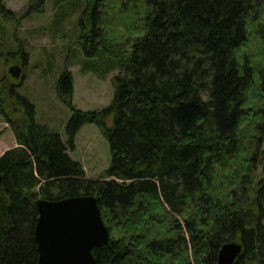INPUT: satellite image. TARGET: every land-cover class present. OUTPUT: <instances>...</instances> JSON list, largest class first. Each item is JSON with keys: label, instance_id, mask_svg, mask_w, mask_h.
<instances>
[{"label": "trees", "instance_id": "obj_1", "mask_svg": "<svg viewBox=\"0 0 264 264\" xmlns=\"http://www.w3.org/2000/svg\"><path fill=\"white\" fill-rule=\"evenodd\" d=\"M104 4H85L79 45L83 72L119 73L109 107L77 109L64 71L56 88L71 111L64 141L14 87L0 89V116L18 145L0 157V264H38L36 202L78 197L97 200L111 233L93 251L97 264H217L230 242L243 246L235 264H264V180L253 187L264 159V70L254 132L241 130L255 82L249 42L264 52V0H120L128 38L117 19V37L107 35ZM86 125L110 146L97 180L70 155Z\"/></svg>", "mask_w": 264, "mask_h": 264}, {"label": "rangeland", "instance_id": "obj_2", "mask_svg": "<svg viewBox=\"0 0 264 264\" xmlns=\"http://www.w3.org/2000/svg\"><path fill=\"white\" fill-rule=\"evenodd\" d=\"M104 1L106 4L103 7L101 25L109 37H117L113 28L117 24L111 21L118 20L117 6L120 0ZM87 2L88 0H0V89L6 85L14 87L19 96L35 106L36 122L60 134L64 140L68 137L66 129L71 111L57 94V81L63 72L71 73L74 82L73 105L84 112H100L112 104L115 94L113 82L119 74L114 72L101 77L82 71L87 61L82 46L79 45L82 35L80 24L81 21L84 25L87 24V17H83ZM121 20H118V28L119 31H124ZM120 35L128 38L130 33L124 31ZM257 41L253 38L249 42L254 59L252 64L249 61L248 64L255 82L246 96L249 107L245 112L246 120L241 125V130L250 131V134L254 132L251 129L254 122L251 123V120L261 109L263 99L262 77L258 70H264V52ZM107 43L108 41H103L101 44L105 47ZM25 58L27 62L24 66ZM13 66H21L23 74L20 80H13L9 74V69ZM14 108V114L20 117L21 107L17 105ZM75 140V151L70 155L83 166L88 179H99L111 165V151L106 137L97 126L86 125ZM16 146V137L10 124L0 116V157ZM246 157L248 156L240 154L243 162ZM262 161L255 174L256 183L253 187L264 180V159ZM241 175L243 174L237 175L235 181L241 180ZM231 189L233 191L234 188Z\"/></svg>", "mask_w": 264, "mask_h": 264}, {"label": "water", "instance_id": "obj_3", "mask_svg": "<svg viewBox=\"0 0 264 264\" xmlns=\"http://www.w3.org/2000/svg\"><path fill=\"white\" fill-rule=\"evenodd\" d=\"M9 72L13 78L20 79L19 67ZM36 207L39 264H97L93 251L110 243V231L94 197L59 202L39 200ZM242 253V244L227 243L219 252L217 264H235Z\"/></svg>", "mask_w": 264, "mask_h": 264}]
</instances>
